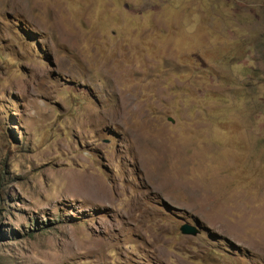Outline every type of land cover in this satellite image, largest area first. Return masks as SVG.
Masks as SVG:
<instances>
[{
	"label": "rangeland",
	"instance_id": "1",
	"mask_svg": "<svg viewBox=\"0 0 264 264\" xmlns=\"http://www.w3.org/2000/svg\"><path fill=\"white\" fill-rule=\"evenodd\" d=\"M0 264H264V0H0Z\"/></svg>",
	"mask_w": 264,
	"mask_h": 264
},
{
	"label": "water",
	"instance_id": "2",
	"mask_svg": "<svg viewBox=\"0 0 264 264\" xmlns=\"http://www.w3.org/2000/svg\"><path fill=\"white\" fill-rule=\"evenodd\" d=\"M181 232L184 235H192V236H196L199 234L200 230L196 227V226H191L189 224H185L181 227Z\"/></svg>",
	"mask_w": 264,
	"mask_h": 264
},
{
	"label": "bare ground",
	"instance_id": "3",
	"mask_svg": "<svg viewBox=\"0 0 264 264\" xmlns=\"http://www.w3.org/2000/svg\"><path fill=\"white\" fill-rule=\"evenodd\" d=\"M86 181H87V183L90 185L91 190L94 191V189H95V182H96L95 178H94L93 176L87 174ZM170 183H171V182H170ZM171 184H172V183H171ZM93 191H92V192H93Z\"/></svg>",
	"mask_w": 264,
	"mask_h": 264
}]
</instances>
